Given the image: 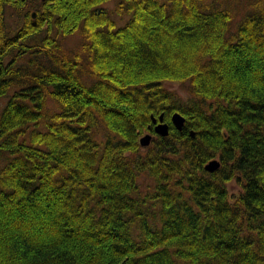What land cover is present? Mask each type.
I'll return each instance as SVG.
<instances>
[{
  "label": "trees",
  "instance_id": "trees-1",
  "mask_svg": "<svg viewBox=\"0 0 264 264\" xmlns=\"http://www.w3.org/2000/svg\"><path fill=\"white\" fill-rule=\"evenodd\" d=\"M106 1L0 0V264H264V8Z\"/></svg>",
  "mask_w": 264,
  "mask_h": 264
},
{
  "label": "rangeland",
  "instance_id": "rangeland-1",
  "mask_svg": "<svg viewBox=\"0 0 264 264\" xmlns=\"http://www.w3.org/2000/svg\"><path fill=\"white\" fill-rule=\"evenodd\" d=\"M119 1L121 0H108L105 3H103L101 7H103L107 11V13L112 19L116 20L117 25L119 24L124 25L125 22L128 20L129 16L126 15L127 16L126 18V16L122 17V15H119L117 13L116 7ZM159 1L163 2L164 0H159ZM203 2L205 3V5L207 4L214 7L228 6L231 9V11H233V15L235 14V17L233 16L234 24L237 23L238 20H240L243 16L246 15H250V14L254 15L256 13L255 14L256 18L260 17V14L257 12H262V8H264V0H203ZM81 39L82 37L80 31H77L71 35L66 36L65 39L63 40L64 48L68 51L75 50L77 44L80 42ZM164 85L168 89L176 91V94L179 98L186 96V90L183 88L182 86L183 84L181 82L166 81ZM147 132L152 133L154 137L156 136L153 130L152 131L145 130L142 133V135ZM228 188L231 194L237 193L238 191V186L234 182L228 184Z\"/></svg>",
  "mask_w": 264,
  "mask_h": 264
},
{
  "label": "water",
  "instance_id": "water-1",
  "mask_svg": "<svg viewBox=\"0 0 264 264\" xmlns=\"http://www.w3.org/2000/svg\"><path fill=\"white\" fill-rule=\"evenodd\" d=\"M170 121L171 124L177 129V130H182L185 122V117L183 114H181L179 111H174L171 116H170ZM152 129L156 135L160 136H167L169 133V124L163 119V114L161 113L158 117H152ZM193 132L191 131V134ZM154 138V135L152 133H145L139 137V144L142 147H146L150 144L152 139ZM220 166V160L218 158H212L208 160L204 168L212 172L219 168Z\"/></svg>",
  "mask_w": 264,
  "mask_h": 264
},
{
  "label": "bare ground",
  "instance_id": "bare-ground-1",
  "mask_svg": "<svg viewBox=\"0 0 264 264\" xmlns=\"http://www.w3.org/2000/svg\"><path fill=\"white\" fill-rule=\"evenodd\" d=\"M167 122V121H166ZM168 123V122H167ZM169 124V123H168Z\"/></svg>",
  "mask_w": 264,
  "mask_h": 264
}]
</instances>
